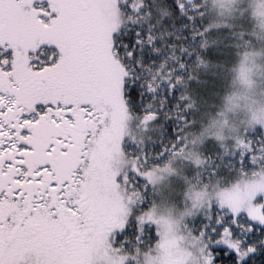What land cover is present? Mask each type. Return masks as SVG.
I'll return each mask as SVG.
<instances>
[{
    "label": "snow or ice",
    "instance_id": "snow-or-ice-1",
    "mask_svg": "<svg viewBox=\"0 0 264 264\" xmlns=\"http://www.w3.org/2000/svg\"><path fill=\"white\" fill-rule=\"evenodd\" d=\"M253 18L264 0H0V264H264Z\"/></svg>",
    "mask_w": 264,
    "mask_h": 264
},
{
    "label": "rangeland",
    "instance_id": "rangeland-1",
    "mask_svg": "<svg viewBox=\"0 0 264 264\" xmlns=\"http://www.w3.org/2000/svg\"><path fill=\"white\" fill-rule=\"evenodd\" d=\"M252 25L253 28L251 30H254L256 33H264V26L261 25V22L255 18L252 20ZM261 50L260 45L257 44L255 47V51L259 52ZM260 61H257L259 63ZM239 72H240V60L237 59L233 65H231V75L229 78V88L228 90L224 93V99H226L229 95H231L233 92H237L241 90L242 85L238 79L239 77ZM254 99L257 102H260L262 99L261 96L257 95L254 97ZM244 115V113H242ZM248 116H250V113H247ZM163 211V209H162ZM144 254L142 253V256ZM147 255L155 262V264H160L159 257H160V252L156 247V244L153 245V250L151 252H148Z\"/></svg>",
    "mask_w": 264,
    "mask_h": 264
},
{
    "label": "trees",
    "instance_id": "trees-1",
    "mask_svg": "<svg viewBox=\"0 0 264 264\" xmlns=\"http://www.w3.org/2000/svg\"><path fill=\"white\" fill-rule=\"evenodd\" d=\"M155 244V243H154Z\"/></svg>",
    "mask_w": 264,
    "mask_h": 264
}]
</instances>
